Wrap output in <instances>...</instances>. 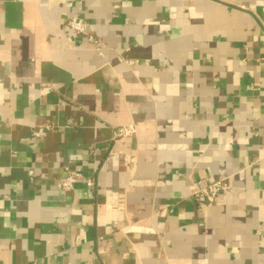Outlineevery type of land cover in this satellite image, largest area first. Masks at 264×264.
I'll return each instance as SVG.
<instances>
[{
    "label": "crops",
    "instance_id": "0c3cea01",
    "mask_svg": "<svg viewBox=\"0 0 264 264\" xmlns=\"http://www.w3.org/2000/svg\"><path fill=\"white\" fill-rule=\"evenodd\" d=\"M0 264H264V0H0Z\"/></svg>",
    "mask_w": 264,
    "mask_h": 264
},
{
    "label": "built area",
    "instance_id": "2783aa9c",
    "mask_svg": "<svg viewBox=\"0 0 264 264\" xmlns=\"http://www.w3.org/2000/svg\"><path fill=\"white\" fill-rule=\"evenodd\" d=\"M67 26L77 34H85L87 25L86 22L78 16H73L67 20ZM88 39L95 45H99V40L93 36H88ZM50 126H42L32 131V135L35 137L43 136ZM130 131V130H129ZM128 129L120 130L119 135L125 134ZM80 182H86L88 185L92 184L91 178H84L79 171H72L70 174L61 182V186L65 190L72 189L75 184ZM229 186L222 180H208L202 179L197 182L195 192L193 194L194 200L199 206L209 205L217 200V198L224 193L229 191Z\"/></svg>",
    "mask_w": 264,
    "mask_h": 264
}]
</instances>
